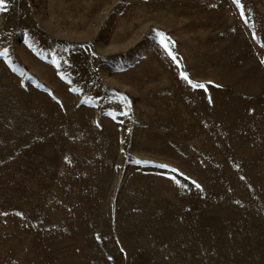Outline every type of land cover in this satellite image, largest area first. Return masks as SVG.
Segmentation results:
<instances>
[{
  "label": "rangeland",
  "instance_id": "374dc122",
  "mask_svg": "<svg viewBox=\"0 0 264 264\" xmlns=\"http://www.w3.org/2000/svg\"><path fill=\"white\" fill-rule=\"evenodd\" d=\"M0 264H264V0H4Z\"/></svg>",
  "mask_w": 264,
  "mask_h": 264
},
{
  "label": "snow or ice",
  "instance_id": "6c2138e0",
  "mask_svg": "<svg viewBox=\"0 0 264 264\" xmlns=\"http://www.w3.org/2000/svg\"><path fill=\"white\" fill-rule=\"evenodd\" d=\"M237 2H238V0H237ZM4 3V0H0V5H2ZM184 79H187V76H184L183 77ZM193 87H200V88H203L204 86L203 85H192Z\"/></svg>",
  "mask_w": 264,
  "mask_h": 264
}]
</instances>
